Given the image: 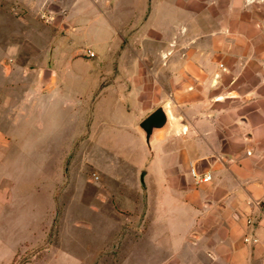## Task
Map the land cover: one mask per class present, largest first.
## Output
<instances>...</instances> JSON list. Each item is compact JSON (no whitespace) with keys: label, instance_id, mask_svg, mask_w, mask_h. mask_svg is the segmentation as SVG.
Returning a JSON list of instances; mask_svg holds the SVG:
<instances>
[{"label":"rangeland","instance_id":"1","mask_svg":"<svg viewBox=\"0 0 264 264\" xmlns=\"http://www.w3.org/2000/svg\"><path fill=\"white\" fill-rule=\"evenodd\" d=\"M25 1L0 0V264H221L191 258L190 123L204 101L192 116L190 62L220 68L232 109L252 71L237 66L251 53L235 52V21L203 20L197 0H111L106 15L83 0L68 36ZM162 106L170 125L149 148L139 124Z\"/></svg>","mask_w":264,"mask_h":264},{"label":"crops","instance_id":"2","mask_svg":"<svg viewBox=\"0 0 264 264\" xmlns=\"http://www.w3.org/2000/svg\"><path fill=\"white\" fill-rule=\"evenodd\" d=\"M90 1L100 13L99 3L112 7L111 0ZM25 2L43 18L58 21L69 36L72 26L67 16L71 11L79 10L85 1ZM191 9L194 14H202L203 20L212 17L233 19L236 23L233 32L235 52L251 53L244 55L237 66L252 70L249 78L243 71L236 78L235 92L229 94L235 98L234 107L227 109L228 95L224 90L221 93L222 82L214 78V75L220 78L223 73L207 57H199L193 51L194 58L190 62V68L194 70L190 78L192 116L195 115V101L202 99L204 107L202 118L190 123V186L198 185L190 187L191 258L201 255L213 263L264 264V0H217L213 4L210 0H197ZM102 13L106 15V12ZM202 35L209 36V30L203 29ZM71 42L68 38L66 46ZM209 46V40L204 38L201 48L196 51L207 52ZM199 67L213 69V74L201 75ZM45 70L48 69L42 70L41 81L52 84L55 72L51 70L53 74L46 80ZM199 85L203 87L202 98L196 96ZM213 87L219 90L216 96L210 92ZM226 115H233L235 119L226 122ZM168 128L157 131L148 147L157 134ZM193 172L200 176L211 175L212 180L198 182ZM250 217L257 220L254 233L259 242L255 245L244 242V237L252 232L247 225Z\"/></svg>","mask_w":264,"mask_h":264},{"label":"water","instance_id":"3","mask_svg":"<svg viewBox=\"0 0 264 264\" xmlns=\"http://www.w3.org/2000/svg\"><path fill=\"white\" fill-rule=\"evenodd\" d=\"M51 70H45L43 72L44 79L48 80L52 76ZM170 125V117L165 107H159L152 114H150L140 124V129L145 135L147 144L150 146V140L153 135L160 130L166 129Z\"/></svg>","mask_w":264,"mask_h":264},{"label":"built area","instance_id":"4","mask_svg":"<svg viewBox=\"0 0 264 264\" xmlns=\"http://www.w3.org/2000/svg\"><path fill=\"white\" fill-rule=\"evenodd\" d=\"M88 57L89 58H94L95 57V53L89 51L88 52ZM194 176L196 177V180L198 182H204V183H207V182H210L212 180V176L211 175H203V176H200V175H197L195 172H193ZM257 224V220L253 217H250L247 219V225L248 227L251 228L252 232L250 234H247L245 237H244V242L246 244H252V245H255L259 242V239L257 238L256 234L254 233V229H255V226Z\"/></svg>","mask_w":264,"mask_h":264}]
</instances>
